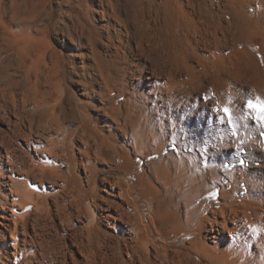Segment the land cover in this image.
Listing matches in <instances>:
<instances>
[{
	"label": "bare ground",
	"instance_id": "1",
	"mask_svg": "<svg viewBox=\"0 0 264 264\" xmlns=\"http://www.w3.org/2000/svg\"><path fill=\"white\" fill-rule=\"evenodd\" d=\"M260 107L264 0H0V264H264Z\"/></svg>",
	"mask_w": 264,
	"mask_h": 264
},
{
	"label": "rangeland",
	"instance_id": "2",
	"mask_svg": "<svg viewBox=\"0 0 264 264\" xmlns=\"http://www.w3.org/2000/svg\"><path fill=\"white\" fill-rule=\"evenodd\" d=\"M140 163H142L141 160H138V162L136 161V163L134 164L133 168L136 169V168L138 167V165L140 166ZM61 171L66 172V171H67V168H66V167H62V168H61ZM131 181H132V183H134V182H135V179H132ZM136 188H137V186H136L135 184H132L131 193H132L133 195L136 194ZM138 199H139V198H136V200H138ZM142 207H143V212H144V217H145V218H144V221H145V223H147V222H148V219H147L148 212H147V209H146V206H145V205L142 206ZM148 223H149V222H148ZM150 229L152 230L151 226H150ZM150 235H151V236L154 235V234H153V230H152V232H151Z\"/></svg>",
	"mask_w": 264,
	"mask_h": 264
},
{
	"label": "snow or ice",
	"instance_id": "3",
	"mask_svg": "<svg viewBox=\"0 0 264 264\" xmlns=\"http://www.w3.org/2000/svg\"><path fill=\"white\" fill-rule=\"evenodd\" d=\"M248 107H249V108H253V107H258V106H257V105H253V104L251 103V101H249ZM259 110H264V107H260ZM224 111L227 112L228 109H225Z\"/></svg>",
	"mask_w": 264,
	"mask_h": 264
}]
</instances>
